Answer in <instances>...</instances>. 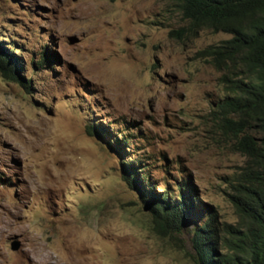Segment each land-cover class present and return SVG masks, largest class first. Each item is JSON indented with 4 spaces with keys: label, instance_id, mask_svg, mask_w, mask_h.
Wrapping results in <instances>:
<instances>
[{
    "label": "rangeland",
    "instance_id": "obj_1",
    "mask_svg": "<svg viewBox=\"0 0 264 264\" xmlns=\"http://www.w3.org/2000/svg\"><path fill=\"white\" fill-rule=\"evenodd\" d=\"M186 26L171 0H0L28 85L0 74V264H194L193 224H236L244 157L211 115L220 73L196 58L230 35ZM130 162L157 194L191 184L193 222L157 228Z\"/></svg>",
    "mask_w": 264,
    "mask_h": 264
},
{
    "label": "trees",
    "instance_id": "obj_2",
    "mask_svg": "<svg viewBox=\"0 0 264 264\" xmlns=\"http://www.w3.org/2000/svg\"><path fill=\"white\" fill-rule=\"evenodd\" d=\"M171 1L187 22L178 31L179 38L196 36L201 29L230 35L198 51L196 58L209 61L220 73L218 80L226 95L211 115L231 149L244 157L229 195L237 222L218 228L208 215L200 227L193 224L189 231L193 263L264 264V0ZM3 44L0 74L28 88L18 58ZM87 133L106 139V133L95 125L87 127ZM110 139L106 143L112 148ZM123 173L157 228L181 232L193 222L192 207L186 204L191 195L188 190H194L191 184L185 185V192L183 185H176L178 195L170 198V191L157 194L149 182L145 185L132 162L124 166ZM141 175L149 177L146 172Z\"/></svg>",
    "mask_w": 264,
    "mask_h": 264
},
{
    "label": "water",
    "instance_id": "obj_3",
    "mask_svg": "<svg viewBox=\"0 0 264 264\" xmlns=\"http://www.w3.org/2000/svg\"><path fill=\"white\" fill-rule=\"evenodd\" d=\"M19 247H20V243L19 242L14 241V242L11 243V249L14 250V251L18 250Z\"/></svg>",
    "mask_w": 264,
    "mask_h": 264
}]
</instances>
